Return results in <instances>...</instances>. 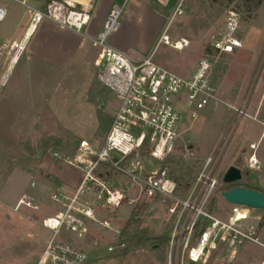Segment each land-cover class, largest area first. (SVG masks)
<instances>
[{
	"label": "rangeland",
	"instance_id": "obj_1",
	"mask_svg": "<svg viewBox=\"0 0 264 264\" xmlns=\"http://www.w3.org/2000/svg\"><path fill=\"white\" fill-rule=\"evenodd\" d=\"M27 1L30 5L38 4V0ZM67 1L77 9L82 5L89 10L94 3V0ZM179 1L98 0L82 33L96 37L103 30L108 10L117 8L118 27L108 36L106 44L138 61L154 50ZM0 7L7 12L0 22L1 46L3 39H12L21 30L27 14L13 1L0 0ZM182 11L166 31L171 45L160 44L153 55V61L162 68L182 78L191 76L203 56H212L211 44L221 37L229 11L240 17L237 38L243 47L221 57L212 68L210 82L219 100L218 109L214 111L209 105L198 120H184L181 124V139L189 148L188 156L185 157L179 144L167 164L177 185V196L186 197L208 157L214 158L213 168L220 181L229 167H236L242 174L250 171L256 187L264 190V176L247 168L245 151L240 150L239 143V133L246 124L239 123V119L247 117L245 101L256 84L252 104L253 108L260 104L257 117L264 119V0H182ZM181 39L188 44L177 50L174 44ZM78 43L79 50L62 71L50 65L23 63L6 76L3 84L9 56L0 51V264L36 262L51 237L42 222L54 216L57 208L51 200L55 193H31L35 194L32 196L31 182L48 180L50 176L72 187L79 181L81 173L67 164L53 162L52 154H71L81 140L102 142L117 107L112 93L97 78V67L91 58L98 49L84 36L79 35ZM22 71H30L23 80ZM12 88L21 89V96L9 97ZM258 138L257 135L255 141ZM256 152L264 156V135ZM191 169L194 172L188 175ZM185 175L191 178L188 184L176 182ZM224 187L220 182L212 194L210 210L226 219L231 207L219 196ZM129 194L137 196L132 190ZM24 195L29 197L26 200L29 206H19ZM166 210L159 199L142 198L115 212L95 207L96 222L87 221L83 238L69 234L62 240L84 251L91 264H166L170 233ZM242 225L264 244V210H249V218ZM139 230L146 233L148 241L138 250L122 255L120 243L125 245ZM108 247L114 248L113 253L107 252ZM223 257L222 252L213 254L203 264H226ZM230 264H264V248L245 242Z\"/></svg>",
	"mask_w": 264,
	"mask_h": 264
},
{
	"label": "built area",
	"instance_id": "obj_2",
	"mask_svg": "<svg viewBox=\"0 0 264 264\" xmlns=\"http://www.w3.org/2000/svg\"><path fill=\"white\" fill-rule=\"evenodd\" d=\"M9 1L25 9L27 23L19 39L2 42L0 46V51L10 56L2 83L9 66L22 56L33 33L47 21L84 36L98 49L97 78L117 101L102 142L81 140L72 154H52L54 161L79 171L81 179L72 193L61 191L51 196L57 213L42 222L51 237L34 264H91L84 251L62 237L68 238L72 234L77 239L83 238L87 221L96 222L95 207L115 212L141 198L159 199L167 209L170 233L166 264H203L209 256L221 252L225 263L230 264L245 242L264 248L254 232L243 229L242 224L249 218L248 209L230 206L226 219L210 210L211 196L221 182L213 168V157L204 161L185 198L177 196V185L167 168L179 144L185 150V157L188 156L189 148L181 139L182 122L198 120L206 107L219 103L210 74L221 57L232 55L243 47L237 38L240 17L236 12L226 14L223 33L211 44L212 56H203L194 73L182 78L153 61L160 44L171 45L166 31L183 14L182 0L173 9L154 50L139 62L106 44L108 36L118 27L120 10L117 8L108 13L102 32L89 38L82 30L90 20V10L77 9L67 0H49L41 9L32 7L27 0ZM6 16V10L0 7V22ZM187 44L181 39L174 48L179 45L177 50H181ZM240 115L246 116L245 113ZM249 149L253 153L247 158L246 166L251 171H258L255 145H250ZM131 190L137 196L130 197ZM28 199L24 195L19 206H29ZM104 226L109 228L108 224ZM119 246L124 247L122 243ZM113 250V247L107 248L109 253Z\"/></svg>",
	"mask_w": 264,
	"mask_h": 264
},
{
	"label": "crops",
	"instance_id": "obj_3",
	"mask_svg": "<svg viewBox=\"0 0 264 264\" xmlns=\"http://www.w3.org/2000/svg\"><path fill=\"white\" fill-rule=\"evenodd\" d=\"M48 1L49 0H38L39 5L37 4V5H31V6L34 8H37V9H41L45 5V3H47ZM84 1L85 0H83V2ZM96 1H98V0H94V3L92 5V7L90 8L91 12L95 9ZM138 1L141 2L143 0H138ZM167 1H171V0H167ZM172 1H174V0H172ZM164 4L167 5V3H164ZM76 5H78V4H76ZM79 6L84 8L82 5H79ZM111 9L112 8H110L108 10V13L110 12ZM108 13H107V15H108ZM26 23H27V19L23 23L21 30L18 33H16V36L14 38L3 39L1 41V43L6 42V41H10V40L19 39L21 37L25 27H26ZM34 37H36V38L33 39ZM89 38H93V37H89ZM78 39H79L78 34L72 32V31L66 30V29H62L60 27H56L53 23L51 24L50 22H47L43 26H41V28L39 26L36 29V31L33 33V35L31 36L29 41L27 42L26 47H25V51L22 54V56L20 58H18L16 62H14L13 64H11L9 66V71L7 73V76H8V74L11 75L13 72H15L17 67L21 66L23 63H25V64L29 63L30 65L38 64L39 65L38 67H40V65H43V66L50 65L53 69H56L58 71H62V69H64V65L66 63H68L70 61V59L72 58V56H74L77 53V51L79 50L80 44L78 43ZM5 54H6V56H9L7 53H5ZM97 56H98V53H96V55H94V57L91 58L93 60L94 66H95V62L97 60ZM9 60H10V56H9ZM140 60L134 61V62H139ZM8 65H9V63H8ZM30 65H28V67ZM29 74H30V71H28V72L22 71L20 77H22L21 79L23 80L25 78V76H27ZM20 85L21 84L19 83L18 86H20ZM256 85L252 87V90L250 91V94L246 98V101H245V108L244 109L246 110V114H247L246 118L247 119L246 118H240L239 119V123L241 121L246 122L243 130L239 133L240 134L239 143H240V147H241L240 150L243 152L245 151L244 153L246 155V160L253 153V151H251L249 149V146L255 145V152L254 153H255V157H256L257 161L259 162V166H260V169L258 171H256V173L258 176H264V156L262 154H259L258 152H256L258 143H259L261 137L264 135V119L261 117L260 118L257 117V115L259 114V110H260L261 106L259 103H257V106L253 108V104H252V100L254 99V93L258 87V85L257 86ZM21 92H22V90L19 88H17V89L12 88V90H10V92H9V97H12V98L19 97V96H21ZM212 108L214 111H216L218 109V105L217 106L212 105ZM257 135L259 136V138L255 141ZM233 137L234 136H232L229 139L230 143H232ZM225 140H226V138H225ZM53 162L58 163L54 160H53ZM252 172H254V171H252ZM80 179L81 178H79V181H77L72 187H70V186H66L64 184V182H62L60 179L53 178V177L49 176L48 180L41 179L38 181H32L30 184L29 192H30V194L31 193H37L40 195L42 192L56 193V192L64 191L66 193H72V191H74L76 189V187L78 186ZM32 184H34L33 188L31 187ZM66 187H67L68 192L66 191ZM259 190L264 192V190H262L261 188H259ZM33 195H35V194H33Z\"/></svg>",
	"mask_w": 264,
	"mask_h": 264
},
{
	"label": "water",
	"instance_id": "obj_4",
	"mask_svg": "<svg viewBox=\"0 0 264 264\" xmlns=\"http://www.w3.org/2000/svg\"><path fill=\"white\" fill-rule=\"evenodd\" d=\"M242 179L241 171L236 167H229L221 179V184L229 185ZM221 199L229 206L242 207L248 210H264V193L236 187L219 193ZM157 246L153 247L156 249Z\"/></svg>",
	"mask_w": 264,
	"mask_h": 264
},
{
	"label": "trees",
	"instance_id": "obj_5",
	"mask_svg": "<svg viewBox=\"0 0 264 264\" xmlns=\"http://www.w3.org/2000/svg\"><path fill=\"white\" fill-rule=\"evenodd\" d=\"M192 171L193 170L191 169V172L189 171L190 173L188 175L192 174ZM187 176L186 175L181 176L179 179L176 180V182L177 183L184 182V183L188 184V182L191 181V178H188ZM224 186H225L223 189L224 191H228V190H231V189L236 188V187H244V188L249 189V190H255V191L262 192L261 190H259V188L256 187L255 181L253 180L250 171H245L242 174V179L239 182L229 184V185H224ZM262 193H264V192H262ZM147 241H148V239L146 238V233L143 230H139L135 236H133L131 239H129V240L127 239L125 241V245L121 249L122 255H126L130 251L138 250Z\"/></svg>",
	"mask_w": 264,
	"mask_h": 264
},
{
	"label": "bare ground",
	"instance_id": "obj_6",
	"mask_svg": "<svg viewBox=\"0 0 264 264\" xmlns=\"http://www.w3.org/2000/svg\"><path fill=\"white\" fill-rule=\"evenodd\" d=\"M86 10H89L88 8H85ZM175 49H180V46L178 45V48H175Z\"/></svg>",
	"mask_w": 264,
	"mask_h": 264
}]
</instances>
